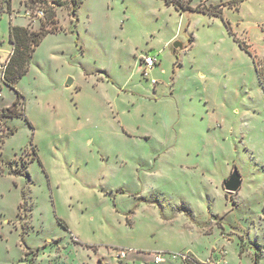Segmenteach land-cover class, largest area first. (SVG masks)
Listing matches in <instances>:
<instances>
[{"label":"rangeland","instance_id":"1","mask_svg":"<svg viewBox=\"0 0 264 264\" xmlns=\"http://www.w3.org/2000/svg\"><path fill=\"white\" fill-rule=\"evenodd\" d=\"M184 1L220 10L0 0V264H264V0ZM48 5L10 87L9 24Z\"/></svg>","mask_w":264,"mask_h":264},{"label":"trees","instance_id":"2","mask_svg":"<svg viewBox=\"0 0 264 264\" xmlns=\"http://www.w3.org/2000/svg\"><path fill=\"white\" fill-rule=\"evenodd\" d=\"M40 1L44 3L45 0H31L32 3H36ZM70 2L71 13L74 14L76 8L79 6L82 0H55L56 5H62L64 2ZM167 5H174L176 8L180 10L192 9L195 11H203L217 14L220 10L218 6H206L205 4H199L194 7L190 6L189 3H186L184 0H164ZM7 10L10 12V0L7 1ZM54 13L55 9L53 5H48L45 13V21L40 23V28L38 30L31 29L28 26H19L13 25L11 22L9 24V32H8V40L11 45V51L3 63V67L1 69V78L2 81L12 87L15 82L20 79L27 71L28 64L30 59L33 56L34 50L36 46L40 43L42 38L49 32H53L57 29L54 24ZM52 24L50 27L48 25ZM230 34H232L231 30ZM233 39L245 50H247V45L245 41L239 39L235 35H233ZM259 82L261 83L264 89V81L257 71ZM23 97L19 92H17V98L12 102L10 106H7L2 110V115L4 116H25L24 113V102L19 101V98ZM20 105V107H19ZM0 171H2L0 169ZM59 223L66 229H68L67 224L58 218ZM242 252V247L239 251V254ZM191 264H206L203 262H199L196 259L191 260ZM258 255H256L253 259V264H257Z\"/></svg>","mask_w":264,"mask_h":264},{"label":"water","instance_id":"3","mask_svg":"<svg viewBox=\"0 0 264 264\" xmlns=\"http://www.w3.org/2000/svg\"><path fill=\"white\" fill-rule=\"evenodd\" d=\"M172 45L174 48H182V45L179 41H174ZM71 83H72L71 79H68V81H66V85H69ZM241 182H242V176L238 168L234 167L231 170L228 178L224 180L223 187L226 191L236 192L240 188Z\"/></svg>","mask_w":264,"mask_h":264},{"label":"built area","instance_id":"4","mask_svg":"<svg viewBox=\"0 0 264 264\" xmlns=\"http://www.w3.org/2000/svg\"><path fill=\"white\" fill-rule=\"evenodd\" d=\"M1 1H3V2H7V1H9V0H1ZM25 15H27L28 18H36V17H41V16H43V15H44V12H43V10H41V9H36L34 13H33L32 11H30V10H26ZM157 62H158V59H157V57L154 56V55H148V54H147V55L145 56V58L143 59V63L145 64L146 68L152 67V66L155 65ZM120 254H121L122 256L125 255L123 251H121ZM183 257H185V256H183ZM154 259H155L156 262H159L162 258H161V255H160V254H156V255L154 256Z\"/></svg>","mask_w":264,"mask_h":264},{"label":"crops","instance_id":"5","mask_svg":"<svg viewBox=\"0 0 264 264\" xmlns=\"http://www.w3.org/2000/svg\"><path fill=\"white\" fill-rule=\"evenodd\" d=\"M11 1V0H10Z\"/></svg>","mask_w":264,"mask_h":264}]
</instances>
